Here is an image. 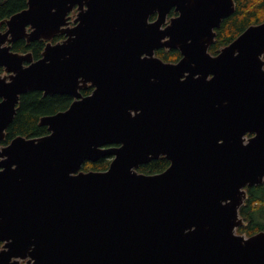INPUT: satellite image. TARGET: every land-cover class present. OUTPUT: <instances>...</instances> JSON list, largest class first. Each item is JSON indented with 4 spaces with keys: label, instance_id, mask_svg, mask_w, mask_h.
Instances as JSON below:
<instances>
[{
    "label": "water",
    "instance_id": "1",
    "mask_svg": "<svg viewBox=\"0 0 264 264\" xmlns=\"http://www.w3.org/2000/svg\"><path fill=\"white\" fill-rule=\"evenodd\" d=\"M28 3L0 23V264H264V230L238 232L264 182V21L212 55L234 0ZM76 4L78 26L40 59L12 50L53 39ZM35 90L75 99L41 117L47 134L2 144ZM161 156L167 169L139 171Z\"/></svg>",
    "mask_w": 264,
    "mask_h": 264
},
{
    "label": "trees",
    "instance_id": "2",
    "mask_svg": "<svg viewBox=\"0 0 264 264\" xmlns=\"http://www.w3.org/2000/svg\"><path fill=\"white\" fill-rule=\"evenodd\" d=\"M237 9L231 16L224 19L219 29L215 43L211 46V51L216 53L226 44L233 41L246 27L264 21V0H236ZM28 0H2L0 1V21L11 14L27 7ZM46 40L39 39L28 43L26 39L19 40L12 44V49L18 52H29L36 59L42 56L45 49ZM157 54L167 61H177L181 54L179 50L157 51ZM1 71V69H0ZM93 87L83 89V94L92 92ZM73 101V97L68 94L45 95L42 91H29L22 94L18 104L17 113L9 125L3 144H8L15 137L25 135L36 137L47 134V126L40 125L43 115L53 114L67 109ZM113 160L112 155H106L97 161L87 160L82 169L106 170ZM170 166V160L166 157H159L139 167V171L144 173H159ZM248 197L240 209V214L246 224L238 228V232L253 235L264 230V182L259 185L248 187ZM2 243H0V246Z\"/></svg>",
    "mask_w": 264,
    "mask_h": 264
},
{
    "label": "flooded vegetation",
    "instance_id": "3",
    "mask_svg": "<svg viewBox=\"0 0 264 264\" xmlns=\"http://www.w3.org/2000/svg\"><path fill=\"white\" fill-rule=\"evenodd\" d=\"M2 1V0H1ZM29 1V0H28ZM235 1V11H236V9H237V1L236 0H234ZM28 6H29V3H28V5H27V7H25V8H23V9H21V10H19V11H17V12H20V11H22V10H24V9H26V8H28ZM87 7V6H86ZM176 9V7L175 6H173L170 10H169V12H168V15H167V18H166V21H165V23L163 24V28L164 27H166L168 24H170V22H171V19L172 18H174V17H176L179 13L175 10ZM234 11V12H235ZM17 12H15V13H17ZM79 12H80V9H79V5L78 4H76V5H74V7L70 10V12L68 13V19L66 20V23L65 24H62L61 25V27H60V32H58L54 37H53V39H51V40H47V39H44V40H46L47 42H46V45H47V43L48 42H52V44H56V43H58V42H62L64 39H66L67 38V33H64V29H67V28H74V27H76V26H78V24H79V22H80V20H79ZM15 13H13V14H15ZM13 14H11L10 16H8V17H6V18H4L2 21H0V23H2L1 24V30H3V31H5L7 28H8V26H7V24L5 23V19H7V18H10ZM234 14V13H233ZM158 15H159V13L157 12V11H155V12H153V13H151V15H150V17H149V21L150 22H153V21H155L156 19H157V17H158ZM231 16V15H230ZM224 21V20H223ZM262 22V21H261ZM260 23V22H259ZM256 24V23H255ZM249 27V26H248ZM248 27H246L241 33H243ZM220 28V27H219ZM219 28H217V29H219ZM217 29H216V32H217ZM240 33V34H241ZM239 34V35H240ZM238 35V36H239ZM237 36V37H238ZM216 37H217V34H216ZM236 37V38H237ZM235 38V39H236ZM22 39H26L27 40V42H28V39L27 38H20V39H18V40H16V41H14L13 43H15V42H17V41H19V40H22ZM234 39V40H235ZM36 40H39V39H35V40H32V41H30V42H28V43H31V42H33V41H36ZM233 40V41H234ZM216 41V40H215ZM232 42V41H231ZM230 42V43H231ZM215 43V42H214ZM213 43V44H214ZM230 43H228V44H230ZM213 44H211V46L213 45ZM228 44H226L225 46H227ZM46 45H45V47H46ZM211 46H210V48H211ZM225 46H223V47H225ZM223 47H221L220 49H219V51H216V53H214V52H212L211 51V49L209 48V52L212 54V55H218L220 52H221V50H222V48ZM162 49V48H161ZM165 50H177V49H166V48H164ZM160 50V49H159ZM157 51L158 50H156V53H157ZM180 54H181V52H180ZM33 57H34V55H33ZM160 57V56H159ZM181 57H182V54H181ZM180 57V58H181ZM160 58H162V57H160ZM34 59H36L35 57H34ZM163 59V58H162ZM164 61H166V62H177V61H179V60H177V61H167V60H165V59H163ZM0 69H1V71L0 72H2L3 71V68L2 67H0ZM89 86H92L93 87V89H94V86L93 85H91V84H89L88 86H86V87H83V88H81L80 89V92H81V94L83 95V96H86V95H84L83 94V89H86V88H88ZM93 91V90H92ZM43 92V91H42ZM91 93V92H90ZM89 93V94H90ZM43 94H44V92H43ZM47 95H54V94H47ZM46 95V96H47ZM68 95H71V94H68ZM88 95V94H87ZM44 96H45V94H44ZM72 96V95H71ZM73 97V96H72ZM74 97H73V101H72V103L74 102ZM71 103V104H72ZM70 104V105H71ZM65 110V109H64ZM61 111H63V110H61ZM59 112V111H58ZM47 115V114H46ZM253 135H247V137L248 138H250V137H252Z\"/></svg>",
    "mask_w": 264,
    "mask_h": 264
}]
</instances>
